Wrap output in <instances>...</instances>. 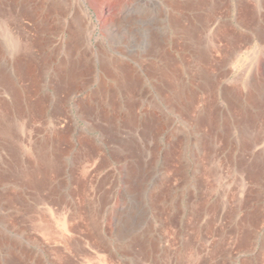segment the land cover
I'll list each match as a JSON object with an SVG mask.
<instances>
[{
    "label": "rangeland",
    "instance_id": "1",
    "mask_svg": "<svg viewBox=\"0 0 264 264\" xmlns=\"http://www.w3.org/2000/svg\"><path fill=\"white\" fill-rule=\"evenodd\" d=\"M61 1L0 0V264H264L260 2Z\"/></svg>",
    "mask_w": 264,
    "mask_h": 264
},
{
    "label": "bare ground",
    "instance_id": "2",
    "mask_svg": "<svg viewBox=\"0 0 264 264\" xmlns=\"http://www.w3.org/2000/svg\"><path fill=\"white\" fill-rule=\"evenodd\" d=\"M52 1H53V0H52ZM196 1H198V0H196ZM207 1H208V0H199V2H201L200 5H203V4L205 5V4L207 3ZM58 2H59V1L54 0V2H53V3H54V6H55V5H56V6L59 5V4H57ZM215 2H216V1H215ZM59 3H60V2H59ZM168 4H169V3H168ZM207 4H208V3H207ZM52 5H53V4H52ZM210 5H212V8H214V6H215V4H213V2H212V4H210ZM210 5L207 7L206 11H210V9H211V8H210ZM218 6H219V4H218ZM39 7H40V6H39ZM251 7H252V6H251ZM211 10H212V9H211ZM199 16H200V15H199ZM204 16H205V15H204ZM202 19H203V18H202ZM207 19H208V18H207ZM45 20H46V19H45ZM187 27L189 28V26H187ZM203 27H204V26H203ZM79 28H80V27H79ZM193 28H194V27H193ZM189 30H190V29H189ZM195 30H196V29H195ZM191 31H193V30H191ZM8 32H9V31H8ZM189 32H190V31H189ZM197 32H198V31H197ZM184 33H185L186 36H187V35L189 36L188 30H185ZM208 37H209V36H208ZM7 38H8V37H7ZM13 39H14V38H13ZM198 39H199V38H198ZM11 40H12V38H11ZM213 40H214V39H211V43L213 42ZM23 41H24V40H23ZM209 41H210V40H209ZM209 41L207 40V42H209ZM200 43H201V42H200ZM213 43H214V42H213ZM213 43H212V45H213ZM23 44H25V43H23ZM13 45H14V44H13ZM199 45H200V44H199ZM210 45H211V44H210ZM71 46H72V45H71ZM24 47H25V46H24ZM79 47H80V46H79ZM212 47H213V46H212ZM25 48H28V47H25ZM214 48H215V45H214ZM25 50H26V49H25ZM25 50H24V51H25ZM161 51H162V50H161ZM164 51H165V50H164ZM155 52H157V51H155ZM158 52H159V51H158ZM25 53H27V52H25ZM28 54H29V53H28ZM155 54L157 55V53H155ZM159 54H160V53H159ZM30 55L33 56L32 54H30ZM30 55H29V56H30ZM152 55H154V53H153ZM162 55L166 56L164 53H163ZM160 56H161V55H160ZM26 57H27V56H26ZM35 57H36V56H35ZM83 57H85V56H83ZM83 57H82V58H83ZM158 57H159V56H158ZM158 57H157V58H158ZM161 57H162V56H161ZM27 58H28V57H27ZM159 58H160V57H159ZM30 59H31V58H30ZM47 60H48V59H47ZM161 60H163V62L165 61L163 58H162ZM166 60H168V59L166 58ZM27 61H28V60H27ZM112 61H113V60H112ZM150 61H151V60H150ZM152 62H153V61H152ZM152 62H151L150 64H152V66H154V65H153L154 63H152ZM165 62H166V61H165ZM167 62H168V61H167ZM167 62H166V63H167ZM38 63H39V62H38ZM26 64H27V63H26ZM78 64H79V63H78ZM111 64H113V63L111 62ZM161 64H162V61H161ZM32 65H33V64H32ZM32 65H31V66H32ZM148 65H149V64H148ZM169 65H170V64H168V67H169ZM155 66H156V67H155L156 69L154 68V69L156 70L155 73H158V74H159V77H160L163 81H167V80L169 81V79H167V76H166V75L169 76L168 71H167V69H168V68H167V65H166V64L164 65V63H163L162 66L159 65V64H157V65L155 64ZM176 66L178 67V65H176ZM148 67H150V65H149ZM75 68H76V67H75ZM78 68H79V67H78ZM150 68H151V67H150ZM150 68H149V70L152 69V68H151V69H150ZM146 69H147V68H146ZM154 69H152L153 72L155 71ZM173 69H176V67L174 66ZM173 69H172V70H173ZM179 69H180V65H179ZM74 70H75V69H74ZM78 70H80V69H78ZM158 70H159V71H158ZM180 70H181V69H180ZM175 71H176V70H175ZM175 71H172V72H175ZM1 72H2V71H1ZM147 72H148V71H147ZM170 72H171V71H170ZM172 72H171V73H172ZM179 72H180V71H179ZM103 73H104V72H103ZM150 74H151V73H150ZM176 74H179V73H176ZM112 75H113V74H112ZM152 75H153V73H152ZM194 75H195V74H194ZM198 75H199V74H198ZM1 76H2V75H0V79H2V80H4V79L7 78V77H5L4 75H3L2 78H1ZM69 76H70V75H69ZM154 76H155V75H154ZM16 77H17V76H16ZM173 77H176V76H173ZM67 78H70V77H67ZM70 79L73 80L72 77H71ZM74 79H75V78H74ZM170 79H171V78H170ZM173 79H175V78H173ZM202 79H203V78H202ZM66 80H67V79H66ZM72 80H71V81H72ZM157 80H159V79H157ZM213 80H214V79H213ZM0 81H1V80H0ZM6 81H7V80H6ZM67 81H68V80H67ZM61 82L64 83V81H61ZM68 82H70V81H68ZM68 82H67V83H68ZM104 82H105V81H104ZM130 82H131V81H130ZM0 83H2V82H0ZM4 83H5V82H4ZM4 83H3V84H4ZM9 83H10V82H9ZM12 83H13V82H12ZM58 83H59V82H58ZM62 83H61V84H62ZM169 83H171V82H169ZM6 84H7V83H6ZM69 84H70V83H69ZM163 84H165V83H163ZM166 84H167V83H166ZM208 84H209V83H208ZM59 85H60V83H59ZM123 85H124V84H123ZM126 85H127V84H126ZM129 85H130V84H129ZM6 86H8V85H6ZM6 86H5V87H6ZM63 86H64V84H63ZM131 86H133V85H131ZM156 86H157V84H156ZM70 87H71V86H70ZM129 87H130V86H129ZM170 87H171V86H170ZM56 88H57V87H56ZM167 88H168V87H167ZM173 88H174V87H173ZM173 88H172V89H173ZM177 88H178V87H177ZM59 89H61V88L59 87ZM15 104H16V103H15ZM171 104H172V103H171ZM196 104H197V103H196ZM190 106H191V105H190ZM143 112H144V111H143ZM132 115H133V114H132ZM197 116H198V115H197ZM10 117H12V115H11ZM16 117H17V118H11V119H9V121H6L7 123L9 122L8 124H9V126L11 127V129H12L13 127H15V128H17L16 130H18V132H19V130H20L19 135H17V133H16V135L13 134V136L10 135V138H11L12 142H14V144H15V142H18V141H20V143H23V142H21V141H23L21 135L24 134V133L26 132V129L28 128V127H27V122H25V119H24L23 117H19V116H16ZM129 117H130V116H129ZM190 117H191V116H190ZM8 118H9V117H8ZM111 118H112V117H111ZM114 118H115V117H114ZM135 119H136V118H135ZM135 119H134V120H135ZM191 119L193 120V118H191ZM196 120H197V119H196ZM209 120H210V119H209ZM30 122H31V121H30ZM198 122H199V121H198ZM196 123H197V122H196ZM8 124H7V125H8ZM5 126H6V125H5ZM28 126H29V124H28ZM10 127H8V128L10 129ZM100 127H101V126H100ZM18 128H19V129H18ZM9 129H7V131H8ZM29 129H30V128H29ZM14 130H15V129H14ZM7 131H6V132H7ZM28 131H29V130H28ZM111 131H112V130H111ZM132 131H133V130H132ZM6 132L4 131V134H5ZM9 134H11V132H10ZM26 134H27V132H26ZM7 135H8V133H7ZM7 135H6V136H7ZM24 136L27 137L26 135H24ZM24 136H23V137H24ZM8 137H9V136H8ZM8 137H7V138H8ZM51 138H52V137H51ZM143 138H144V137H143ZM143 138H142V139H143ZM23 139H26V138H23ZM144 139H145V138H144ZM145 140H146V139H145ZM9 141H10V140H8V143L10 144L11 142H9ZM56 141H57V140H56ZM133 143H134V142H133ZM143 143H144V142H143ZM11 144H12V143H11ZM130 144H132V143H130ZM135 144H136V143H135ZM145 144H146V143H144V145H145ZM136 146H137V145H136ZM12 147H13V146H12ZM144 148H145V147H144ZM144 148H143V150H144L143 152H146V150H145ZM11 149H12V148H11ZM23 150H24V149H23ZM150 151H151V150H150ZM148 153H149V152H148ZM149 154H150V153H149ZM213 158H214V157H213ZM1 162H2V161H1ZM4 163H5V162H4ZM4 163H3V164H4ZM6 163H7V162H6ZM19 164H20V163H19ZM4 165H5V164H4ZM206 167H207V166H206ZM2 170H3V169H2ZM6 170H7V169H6ZM8 170H9V169H8ZM5 172H7V171H5ZM3 173H4V172H3ZM0 176H1V175H0ZM62 209H63V208H62ZM257 217H258V216H257ZM50 228H51V227H50ZM44 229H45V228H44ZM11 245H12V244H11ZM4 252H5V251H4ZM166 262H167V261H166ZM110 264H111V263H110Z\"/></svg>",
    "mask_w": 264,
    "mask_h": 264
},
{
    "label": "crops",
    "instance_id": "3",
    "mask_svg": "<svg viewBox=\"0 0 264 264\" xmlns=\"http://www.w3.org/2000/svg\"><path fill=\"white\" fill-rule=\"evenodd\" d=\"M13 1V8H16L17 7V0H12ZM36 1V6H34L33 7V10L35 11V10H38V8H37V6H38V2H39V0H35ZM49 1V3L47 4V5H45V4H43V5H41V14H42V16H46V15H48V16H59L60 15V9H61V3H62V1L61 0H57V1H59L57 4H59V5H55L54 6V0L52 1V0H48ZM251 1H254V0H251ZM257 1H259L260 2V12H261V33H262V37H263V39L262 40H264V0H257ZM20 2H21V0H20ZM45 3V2H44ZM53 4V5H52ZM37 14H38V12H37ZM261 40V41H262ZM262 43H264L263 41H262Z\"/></svg>",
    "mask_w": 264,
    "mask_h": 264
}]
</instances>
